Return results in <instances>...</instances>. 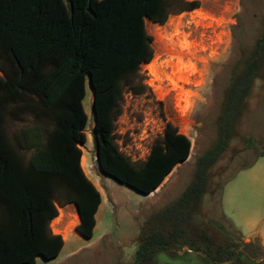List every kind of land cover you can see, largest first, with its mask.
Segmentation results:
<instances>
[{
    "label": "trees",
    "instance_id": "16d2710c",
    "mask_svg": "<svg viewBox=\"0 0 264 264\" xmlns=\"http://www.w3.org/2000/svg\"><path fill=\"white\" fill-rule=\"evenodd\" d=\"M194 8L182 0H0V63H10L8 70L0 66V264L58 257L64 242L49 230L57 216L55 203L74 205L80 221L75 232L84 239L93 237L101 196L80 166L87 82L95 115V155L103 175L149 195L188 159L190 141L167 124L147 158L131 162L119 152L114 126L124 90L140 96L146 89L139 68L151 62L153 49L145 20L162 25L169 16ZM236 21L233 35L240 28ZM262 21L259 38L241 49L230 68L214 144L196 159L193 178L181 195L144 220L133 264H156L158 254L174 259L183 250L209 264H264L257 240L243 242L224 218L227 225L222 227L198 217L209 171L227 150L254 81L264 72V16ZM23 95L54 113V128L44 143L29 142L30 128H23L20 146L34 149L27 163L3 129L4 105ZM259 157H264L263 149ZM56 179L71 188L65 203L55 195Z\"/></svg>",
    "mask_w": 264,
    "mask_h": 264
},
{
    "label": "rangeland",
    "instance_id": "374dc122",
    "mask_svg": "<svg viewBox=\"0 0 264 264\" xmlns=\"http://www.w3.org/2000/svg\"><path fill=\"white\" fill-rule=\"evenodd\" d=\"M182 1L196 8L171 15L162 25L148 20L144 22L153 49L151 62L139 68L146 89L140 96L124 90L121 112L114 126V139L119 152L131 162H141L147 158L154 140L161 136L165 126L171 124L190 141L188 159L177 164L150 197L104 176L95 155L92 91L87 82L83 101L88 118L83 131L86 143L80 147L87 159L81 160L80 166L87 178L99 175L98 190L111 204L108 189L116 206L109 209L104 203L93 237L84 239L75 232L78 223L75 206L67 204L63 208L55 203L57 216L49 223V230L52 235L60 236L65 246L57 259L47 263L39 261L38 264H133L131 247L139 233L136 234L131 227L130 218L140 230L149 214L174 202L190 184L196 159L214 144L230 68L241 49L251 47L259 38L264 0ZM237 19L240 28L234 30L233 35ZM0 66L8 70L10 63L4 59ZM153 69L157 70L156 75L152 73ZM23 128H30L26 136L29 142L44 143L54 128V113L46 111L27 95L4 105L3 129L21 161L27 163L34 149L20 146ZM261 149L264 150V72L254 81L227 150L209 171L208 191L198 214L201 221L207 223L211 220L223 227L227 225L224 218L236 231L244 229L242 225L239 229L235 222L233 225L229 222L221 209V201L225 188H235L238 184L235 183L240 180L245 183L246 175L239 177L238 174L248 168H241L255 159V162L260 159V164H264V158L259 157ZM256 173L251 178L264 179L263 167ZM53 188L61 203L68 201L71 188L66 183L56 179ZM257 200L256 197L252 199L253 212L257 211ZM260 201L264 203V190ZM117 223L120 234L113 230L102 239V235ZM260 229H264V224ZM123 248L129 250L123 251ZM72 250L76 251L74 255L65 256L66 251L69 254Z\"/></svg>",
    "mask_w": 264,
    "mask_h": 264
},
{
    "label": "crops",
    "instance_id": "0c3cea01",
    "mask_svg": "<svg viewBox=\"0 0 264 264\" xmlns=\"http://www.w3.org/2000/svg\"><path fill=\"white\" fill-rule=\"evenodd\" d=\"M91 98H92V94H91ZM261 158H264V157H261ZM86 159L87 157L82 154L81 160H86ZM260 161H261L260 159L257 160L250 168L238 174L239 177L244 174L246 175L244 176L245 183H242L240 180L239 182L235 183V184L238 183L235 188H231L230 190H228V188H225V192H224L225 196H223L222 201H221V209L226 215V218L229 220V222L232 225L235 222V224L239 227V229H241V225L244 227L242 231L238 230L243 242L248 243V242H253L257 240L262 250L264 251V229H260V226L264 224V203H261L260 201V199H262V190H264V179L258 180L257 178H251L253 175L257 174L256 172L260 171L262 167L264 168V164L263 163L260 164ZM98 176L97 177L93 176V178L92 177L87 178L96 187L97 190H98L97 186H99L100 184V179L98 178ZM104 187L106 188L105 185ZM107 195H108V198L112 200L111 204L107 200V198H105L100 193L101 203L98 207L97 213L95 214L96 225H95L94 231L96 230V227L98 226L99 212H100L101 207L104 205V203L107 204V207L109 209H112L113 207L116 206L112 196L110 195V193H108V189H107ZM150 195L152 194L145 195V196L150 197ZM254 197L258 198L257 205L255 206V208L257 209L256 212L252 211V199ZM75 213L78 216L77 211ZM112 214H114L113 211H112ZM130 221H131V227H133V229L136 230L135 233L136 234L137 232L139 233V229L136 227L132 218H130ZM79 223L80 221L78 217L77 225ZM113 230H116L117 233L120 234L121 230H120V226L118 225V223L116 226H114L111 229V231H108L105 234H103L102 239L106 237L107 235H110L111 232H113ZM64 246H65V243L63 245V249H64ZM137 248H138V238L133 243V247H131V250L133 251L134 256L137 251ZM123 249H124L123 251L129 250V248H123ZM67 251L65 252V256L74 255V253H76L75 250H72L69 254ZM54 260L55 259L51 261H54ZM39 261H42L43 263L51 262V261H45L41 257H36L35 264H38ZM155 262L156 264H205L204 261L201 260L196 254L191 253L190 251H185V250L180 252L178 257L174 259L169 258L164 254H159L156 257Z\"/></svg>",
    "mask_w": 264,
    "mask_h": 264
},
{
    "label": "water",
    "instance_id": "95a60500",
    "mask_svg": "<svg viewBox=\"0 0 264 264\" xmlns=\"http://www.w3.org/2000/svg\"><path fill=\"white\" fill-rule=\"evenodd\" d=\"M89 86H90V83H89ZM91 88V87H90ZM92 91V89H91ZM92 114H93V120L95 121V115H94V111H93V108H92ZM97 162H98V158H96ZM102 173V172H101ZM103 174V173H102ZM105 176V175H104Z\"/></svg>",
    "mask_w": 264,
    "mask_h": 264
},
{
    "label": "bare ground",
    "instance_id": "6f19581e",
    "mask_svg": "<svg viewBox=\"0 0 264 264\" xmlns=\"http://www.w3.org/2000/svg\"><path fill=\"white\" fill-rule=\"evenodd\" d=\"M154 75H156L157 73V70L153 69V72H152Z\"/></svg>",
    "mask_w": 264,
    "mask_h": 264
},
{
    "label": "built area",
    "instance_id": "2783aa9c",
    "mask_svg": "<svg viewBox=\"0 0 264 264\" xmlns=\"http://www.w3.org/2000/svg\"><path fill=\"white\" fill-rule=\"evenodd\" d=\"M52 232H53V230H52Z\"/></svg>",
    "mask_w": 264,
    "mask_h": 264
}]
</instances>
